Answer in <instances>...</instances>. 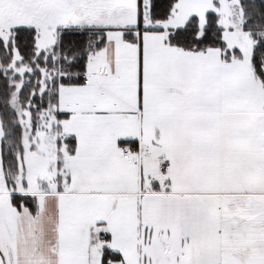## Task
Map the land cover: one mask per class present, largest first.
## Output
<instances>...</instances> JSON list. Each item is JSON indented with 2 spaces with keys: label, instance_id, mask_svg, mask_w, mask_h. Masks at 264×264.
Instances as JSON below:
<instances>
[{
  "label": "snow or ice",
  "instance_id": "snow-or-ice-1",
  "mask_svg": "<svg viewBox=\"0 0 264 264\" xmlns=\"http://www.w3.org/2000/svg\"><path fill=\"white\" fill-rule=\"evenodd\" d=\"M0 264H264V0H0Z\"/></svg>",
  "mask_w": 264,
  "mask_h": 264
}]
</instances>
